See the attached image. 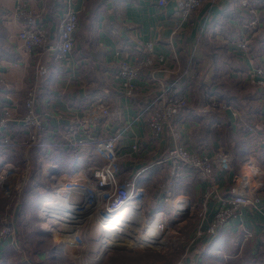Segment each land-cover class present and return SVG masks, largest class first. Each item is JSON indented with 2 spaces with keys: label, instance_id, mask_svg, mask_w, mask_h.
I'll return each mask as SVG.
<instances>
[{
  "label": "crops",
  "instance_id": "obj_1",
  "mask_svg": "<svg viewBox=\"0 0 264 264\" xmlns=\"http://www.w3.org/2000/svg\"><path fill=\"white\" fill-rule=\"evenodd\" d=\"M16 1L0 0V13L5 16L0 18V24L7 29L4 40L14 42L20 50L18 59L6 51L9 58L0 59V81L5 83L0 85V102L4 104L3 109L11 107L23 113L21 94L30 87L31 64H35V59H28L23 54L17 38ZM68 6L77 12L79 19L74 49L62 63L45 55L47 74L36 83V112L42 116L46 137L50 140L54 135H62L85 109L101 100L110 108L114 123L101 129L100 136L101 133L107 137L109 133L123 131L120 153L130 150L134 137L138 140L140 150L130 160L122 162L119 179L132 178L142 171L138 181L147 194L146 215L152 218L155 212L165 214V208H168L162 192L168 189L174 204L185 201L198 208L205 185L193 172L171 176L166 168L152 165L171 148V138L165 133L157 141H151L145 124L136 120L140 103L123 96L115 76L119 60L133 58L137 41L152 42L155 52L164 56L166 69L176 67L172 50L167 45L176 18L174 1L168 0V4L161 7L158 0H31L30 7L40 13L39 22L51 31V41L57 39V28ZM254 19L255 29L250 25ZM180 32L174 38L172 48L181 68H188L189 77L195 75L200 82L187 80L184 83L188 105L174 119L176 129L189 151L204 149L212 154L220 147L231 150L230 169L217 177L221 194L250 190L259 192L264 201V143L260 141L264 140V90L250 85L247 79V74L255 68L264 70V0L206 3L190 15L189 22ZM243 41H247L245 49L239 46ZM156 75L167 77L163 72ZM148 77L145 71L136 83L145 88ZM222 104L231 107L222 108ZM236 114L244 122L254 121L260 136H246L237 130ZM19 129L14 126L11 133L14 138L20 137L17 135ZM24 140L22 131L19 141ZM61 151L65 159L51 162L63 173L83 167L81 162L91 166L94 160L99 164L91 144L79 146L75 149L76 155L69 158L63 153L66 150ZM15 153L12 154L15 163L23 164L28 156L33 169L32 154L36 158V152L20 148ZM247 169L258 172L248 176ZM152 184H158V188ZM213 211L210 206L208 217H212ZM237 229H243L250 236L246 239L243 233H236ZM195 247L202 252L201 264H264V218L244 209L216 236L199 239Z\"/></svg>",
  "mask_w": 264,
  "mask_h": 264
},
{
  "label": "built area",
  "instance_id": "obj_2",
  "mask_svg": "<svg viewBox=\"0 0 264 264\" xmlns=\"http://www.w3.org/2000/svg\"><path fill=\"white\" fill-rule=\"evenodd\" d=\"M173 1L176 18L167 45L172 50V59L176 67L173 70L166 69L164 56L155 52L152 42L137 41L134 44L133 58L120 59L115 68V76L119 79L123 96L131 102L140 103L141 107L136 120L145 124L151 141H157L165 133L171 138V148L165 151L155 164L168 165L171 176L175 175L177 168L184 167L186 171L193 172L205 185L198 210L196 209L193 231L186 235L185 241L181 242L184 251L175 263L201 264L202 252L195 247L198 240L216 236L221 228L237 218L244 209L258 213L264 218V201L259 192L250 190L240 194H221L217 177L230 169L231 150L220 147L212 154L204 149L189 151L176 129L174 119L188 105L184 83L191 80V77H189L188 68H181L179 65L172 43L183 26L189 22L190 15L194 11L206 3L214 5L218 0ZM167 4L168 0H158V6ZM243 4L247 5L245 2ZM250 12L254 11L250 9ZM39 18L40 13L30 7V0H17L14 10V19L19 25L17 38L21 42L23 54L28 59H35L36 77L33 86L26 90L23 97V113L7 107L2 109L0 114V196L5 204L4 215L0 216V249L5 242H8L18 256H22L13 218L32 170L27 155L23 164L13 161L12 154L20 148L28 151L36 147L37 150H42L44 154L51 156L61 150H75L79 146L91 144L94 153L101 159L99 166L81 167L68 175L61 174L60 167L52 162L43 168L46 172L42 173L41 187H47L48 194L39 205L38 218L43 231L57 242L68 241L73 246L85 250L88 246V230L91 225H97L103 232L100 251L114 250L116 247L107 243L106 237L112 240L130 238L126 236L133 233L131 227L136 225V218L140 217V214L147 221L146 223L156 222V232L159 236L164 235L169 228L166 215L155 212L153 218L148 220L145 214L147 194L138 181L142 171L137 172L132 178L123 181L119 179L122 162L130 160L139 149L137 138H133L128 152L120 153L117 148L124 140L123 131L109 133L107 137L102 135L95 137V132L100 133L101 129H106L114 123L110 108L103 101L98 100L92 103L77 121L62 132V135L52 136L50 140L43 142L42 134L41 140H38V133L45 131V125L42 116L36 112V81L42 79L48 70L42 56L48 53L54 62L62 63L74 49L79 25L77 12L69 6L66 7L57 28V39L51 41L50 29L40 23ZM250 25L254 29L257 27L255 19ZM246 45L247 41L239 44L244 49ZM145 71L149 74L148 85L142 88L136 81ZM158 72H163L167 77L157 76ZM247 79L250 85L259 86L264 90L262 68L257 67L249 72ZM221 107L229 109L231 106L222 104ZM233 114H235L234 111ZM235 117L237 130L243 134H253L258 131L255 123L244 122L237 114ZM14 126L23 129L24 141L14 139L11 134ZM36 161L37 159L35 163ZM36 165V169L41 170L40 165L37 163ZM36 175L38 176L39 172ZM63 177L66 180H62ZM162 193L163 202L168 208L167 212L173 218H170V222L178 223L179 219L193 215V207L190 204H186L185 201L173 203L169 189ZM210 206L214 208L212 217H208ZM124 212L127 213L128 218L124 220L126 224L121 231L104 232L102 230L110 222L118 220L120 214ZM140 231H146V228L142 227ZM236 233H243L246 239L250 236L243 229H237ZM124 234H126L125 237H123ZM153 244L157 245L155 250H159L164 248L166 243L162 245L160 238H155ZM133 245L136 247L135 244ZM24 262L29 264L25 257Z\"/></svg>",
  "mask_w": 264,
  "mask_h": 264
},
{
  "label": "rangeland",
  "instance_id": "obj_3",
  "mask_svg": "<svg viewBox=\"0 0 264 264\" xmlns=\"http://www.w3.org/2000/svg\"><path fill=\"white\" fill-rule=\"evenodd\" d=\"M15 8H16V4L14 10ZM12 44L14 45V47H12ZM0 49L8 52L10 56H12V58L18 59V57L20 56L19 54L20 50L16 48V44L12 41L8 42L7 40H3L2 42H0ZM174 64L176 65V63ZM31 67L32 70H30V73L32 74L33 77L30 86H33V82L35 81L34 78L36 77L34 73L35 64H31ZM30 73L29 75H31ZM191 80L192 83L197 81L200 82V79H197L195 75L191 77ZM25 93L26 91L24 93L22 92L21 96L24 97ZM3 105L4 104L0 102V111H2ZM251 123H254V121H251ZM21 130L23 129L20 128L17 134L20 135V137H15L17 138L16 139L17 141L22 139ZM256 130L259 131V128H257ZM258 131L253 134H244V135L260 136L258 134ZM23 134H25L24 131ZM46 135L47 132L43 131V138H42L43 142H47V140H49L48 139L49 137L48 136L46 137ZM96 136L98 137L100 136V133H98V131L95 132V137ZM254 139L260 140L258 139V137H255ZM260 141L261 143H264V140H260ZM33 150L34 152H36L35 160L37 159L36 163L40 165L39 169L41 170L36 169L37 165L35 163V167L33 168V170L36 169L37 172L35 171L33 173L31 183L26 184V186L28 187L26 189V192H23L21 195L19 206L13 218L16 227V236L20 244V251L22 252L23 259H21L22 256L21 257L18 256L16 250H14L13 248L11 249V247H8L9 245L8 242H5L2 245L3 246L2 251L0 250V264H26L24 262V257L29 261V264H175L179 260L180 255L184 251V249H182L184 246L181 245V242L183 240L185 241L186 235L187 234L189 235V233H192L193 231V223L196 218L195 214L196 211L198 210L197 207L192 208L194 212L192 216L183 218L181 220L179 219L178 223L170 222V218L171 219L173 218L170 217V215L168 214L165 208V215L167 218V222L169 223V228H168V233L164 238V243L166 244L164 248L159 250L151 249L148 247L131 246V247H116L114 250L101 252L100 241H101V237L103 236V232L97 225H91L88 230V234H87L88 246L85 250L73 246L72 243L66 241L57 242L55 239L51 238L49 234L43 231V228L41 227L40 224V220L38 218L39 215L38 212L41 201L48 194V188L41 187V180L43 178L42 173L46 172V170H44L43 168H45L49 162L53 161V155L51 156L46 155L42 152V150H37L36 147L33 148ZM117 150L119 152V148H117ZM19 155L20 154H18V156ZM94 155L98 156L95 153ZM162 155L163 153L161 154V156ZM161 156L160 158H158V160H156V162H158L161 159ZM93 161L91 162L92 165L101 164V159L99 156H98L99 164L96 161L95 162ZM18 162H21V158H18ZM82 163L83 162H81V166L84 167L86 164L82 165ZM157 166L164 167L166 168V170L169 167L168 165L165 164H158ZM186 170L187 169H185L184 167H179L177 168V170H175V174L186 172ZM38 172L39 175L37 176L36 173ZM167 172L169 174L171 170L168 169ZM60 173L68 175L72 172L69 171L68 173H63L62 171H60ZM62 180H66V178L63 177ZM157 185L155 187H157ZM4 206L5 204L2 200V197L0 196V216L4 215ZM147 218L148 220H151L153 217L150 218L147 216ZM144 233L146 232L143 231V234Z\"/></svg>",
  "mask_w": 264,
  "mask_h": 264
},
{
  "label": "bare ground",
  "instance_id": "obj_4",
  "mask_svg": "<svg viewBox=\"0 0 264 264\" xmlns=\"http://www.w3.org/2000/svg\"><path fill=\"white\" fill-rule=\"evenodd\" d=\"M247 171L249 172V173L247 172L248 176H255L257 173L256 170L254 169L253 170L247 169ZM126 214H127L126 212L120 214V217L118 218V220H115L114 222H110L102 230L104 232L105 231L106 232L121 231L126 224L124 220H127L128 218ZM136 219H137L136 225L131 227V230L133 233L128 234V236L124 234L123 236V237L126 236L130 238H121V239L112 240L110 239V237H106L105 241L109 244H113L114 247H131V246H134L133 244H135L136 246H140V247H151L152 249H156L157 245L153 244L154 239L160 238V244L164 245V238L166 234L168 233V231L165 232L164 235L159 236L158 233L156 232V227H157L156 222L151 221V222L146 223L147 221L143 219L141 214H140V217L138 216V218ZM142 227L146 228V231H145L146 233L144 234L142 231H140Z\"/></svg>",
  "mask_w": 264,
  "mask_h": 264
},
{
  "label": "trees",
  "instance_id": "obj_5",
  "mask_svg": "<svg viewBox=\"0 0 264 264\" xmlns=\"http://www.w3.org/2000/svg\"><path fill=\"white\" fill-rule=\"evenodd\" d=\"M3 17H5L4 16V14H2V13H0V18L2 19ZM6 31H7V29H6V27L4 26V25H2V24H0V42H2L4 39V36L6 35ZM2 33V34H1ZM52 36V35H51ZM48 53H44L43 54V56H42V59H44L45 57V55H47ZM48 56H49V54H48ZM1 58H6V59H8L9 58V55L8 54H6L5 52H4V50H1L0 49V59ZM0 85H5V83H3L2 81H0ZM36 94H37V90H36ZM187 107V106H186ZM42 134H43V132L41 133H38V140H41V138H42ZM33 152H34V150H33ZM60 152H62V151H60ZM60 152H57L56 154H54L53 156V160H58V161H62V160H64L65 158H63L62 156H61V154H60ZM59 153V154H58ZM64 154H66L67 156H68V158L69 157H72V156H74V155H76V153H75V150L73 151V150H66V151H64L63 152ZM71 154V155H70ZM74 154V155H73ZM70 155V156H69ZM35 156V154H32V162H33V168L35 167V158H33ZM67 159V158H66ZM35 172V170H33L32 169V171H31V176H30V178H29V180H28V182H27V184L29 183H31V180H32V177H33V173ZM27 187L28 186H26V187H24V189H23V191H22V193L23 192H26V189H27ZM22 195V194H21ZM18 224V223H17ZM8 247H11V249L13 248L11 245L9 246L8 245ZM2 249H3V246H2V248L0 249L1 251H2ZM14 249V248H13Z\"/></svg>",
  "mask_w": 264,
  "mask_h": 264
}]
</instances>
